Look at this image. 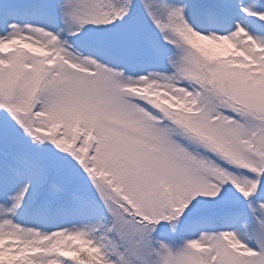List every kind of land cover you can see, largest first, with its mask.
Instances as JSON below:
<instances>
[{"label":"snow or ice","instance_id":"snow-or-ice-1","mask_svg":"<svg viewBox=\"0 0 264 264\" xmlns=\"http://www.w3.org/2000/svg\"><path fill=\"white\" fill-rule=\"evenodd\" d=\"M0 264H264V0H0Z\"/></svg>","mask_w":264,"mask_h":264}]
</instances>
